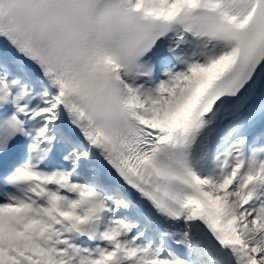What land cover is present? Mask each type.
Segmentation results:
<instances>
[{"label": "snow or ice", "instance_id": "snow-or-ice-1", "mask_svg": "<svg viewBox=\"0 0 264 264\" xmlns=\"http://www.w3.org/2000/svg\"><path fill=\"white\" fill-rule=\"evenodd\" d=\"M0 264H264V0H0Z\"/></svg>", "mask_w": 264, "mask_h": 264}]
</instances>
